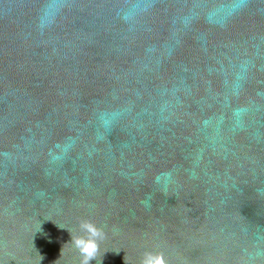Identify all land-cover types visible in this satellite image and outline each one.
I'll return each instance as SVG.
<instances>
[{"label":"water","instance_id":"obj_1","mask_svg":"<svg viewBox=\"0 0 264 264\" xmlns=\"http://www.w3.org/2000/svg\"><path fill=\"white\" fill-rule=\"evenodd\" d=\"M264 264V0H0V264Z\"/></svg>","mask_w":264,"mask_h":264},{"label":"clouds","instance_id":"obj_2","mask_svg":"<svg viewBox=\"0 0 264 264\" xmlns=\"http://www.w3.org/2000/svg\"><path fill=\"white\" fill-rule=\"evenodd\" d=\"M86 233L84 237H77L74 240L75 247L82 256V264H90L99 250L98 241L104 238V232L91 222L85 221L80 225ZM141 264H166L162 254L145 252Z\"/></svg>","mask_w":264,"mask_h":264}]
</instances>
